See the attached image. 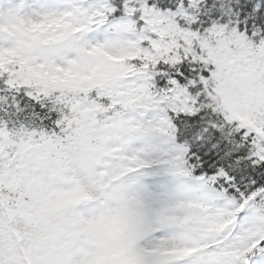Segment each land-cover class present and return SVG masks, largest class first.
I'll return each mask as SVG.
<instances>
[{
  "label": "snow or ice",
  "instance_id": "6c2138e0",
  "mask_svg": "<svg viewBox=\"0 0 264 264\" xmlns=\"http://www.w3.org/2000/svg\"><path fill=\"white\" fill-rule=\"evenodd\" d=\"M0 264H264V0H0Z\"/></svg>",
  "mask_w": 264,
  "mask_h": 264
}]
</instances>
